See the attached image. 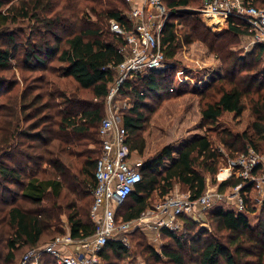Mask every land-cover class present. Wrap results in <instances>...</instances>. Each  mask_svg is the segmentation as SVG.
I'll return each instance as SVG.
<instances>
[{
	"label": "trees",
	"instance_id": "1",
	"mask_svg": "<svg viewBox=\"0 0 264 264\" xmlns=\"http://www.w3.org/2000/svg\"><path fill=\"white\" fill-rule=\"evenodd\" d=\"M194 1L162 0L170 15L161 43L172 65L129 77L119 89L118 98H129L131 103L123 111L128 146L143 153L142 128L147 111L155 107L150 102L158 104L175 94L173 59L180 49L198 41L221 61L223 72L200 94L202 120L216 123L226 112L239 117L249 106L253 119L248 127L237 134L224 129L218 140L231 152L249 148L261 152L264 74L258 63L264 44L255 46L249 60L239 59L227 36L250 35L247 24L230 16L210 20L193 11L178 12ZM249 1L264 8V0ZM127 7L124 0H0V72H21V82L0 76V264H14L21 251L45 245L67 229L74 239L91 237L95 231L90 209L100 149L96 156L91 146L101 145L106 97L117 77L116 67L126 57L127 43L111 29V21L129 30ZM23 21L28 23L27 36L24 30L11 28ZM54 58L58 65L46 67ZM37 71L41 73L24 75ZM85 91L89 96L83 95ZM172 153L171 147H164L140 165L141 181L116 208V220H138L152 193L158 190L164 197L175 181L193 198L204 194L205 175L196 166L214 175L220 157L208 134L185 144L157 174L158 163ZM240 182L231 177L218 190ZM252 192L250 183L241 189L242 195L246 193L245 212L222 208L208 212L211 229H196L195 221L181 215L188 232L178 235L163 227L159 236L168 241L159 251L147 243L141 226L125 235L136 241L139 255L144 256L142 264H264V201L256 223L251 224L248 214L257 208ZM128 252L121 239L111 238L101 251L102 264H122ZM22 255L15 264H20ZM38 264H55V260L42 253Z\"/></svg>",
	"mask_w": 264,
	"mask_h": 264
},
{
	"label": "built area",
	"instance_id": "2",
	"mask_svg": "<svg viewBox=\"0 0 264 264\" xmlns=\"http://www.w3.org/2000/svg\"><path fill=\"white\" fill-rule=\"evenodd\" d=\"M127 4V19L131 22L129 30L111 21L114 32L125 39L126 57L117 65V77L109 89L105 103V115L99 128L101 140L100 154L96 160L92 188L93 202L90 216L95 224L91 237L74 239L68 229L63 235L54 237L40 247L27 250L21 257L20 264H38L42 253L51 255L55 264H102L101 251L111 238H119L126 245L125 233L132 227L145 223L153 229L161 227L175 229L179 217L192 211L196 206L199 211L207 212L213 206L212 196L204 193L193 198L190 193H170L158 203L154 210L144 212L136 221H118L115 211L141 181L140 163L132 160V151L128 146V133L123 125V111L126 109L123 99L118 98L120 87L129 77L142 76L148 71H163L171 65L166 60L164 46L161 43L162 29L169 18L162 0H124ZM155 9L156 12L150 11ZM193 11L202 15L235 17L248 26L250 35H255L256 44H264V8H258L249 0H201L194 9L179 8L178 12ZM254 43V44H255ZM237 177L241 182L232 187L230 199L236 212H245L246 203L241 189L252 184L257 194V202L264 201V155L249 148L234 159H228L224 168L217 175L220 183ZM218 197L220 194L218 193Z\"/></svg>",
	"mask_w": 264,
	"mask_h": 264
},
{
	"label": "rangeland",
	"instance_id": "3",
	"mask_svg": "<svg viewBox=\"0 0 264 264\" xmlns=\"http://www.w3.org/2000/svg\"><path fill=\"white\" fill-rule=\"evenodd\" d=\"M196 1V2H195ZM190 8L194 9L200 5L201 0H195ZM153 13L156 12L155 9H151ZM124 13H127V8L124 9ZM217 16H207L204 15V19L216 20ZM210 25V24H209ZM28 23L23 21L22 24H15L11 28H20L23 31V35L27 36L29 31L27 29ZM26 27V28H25ZM111 27V26H110ZM112 29V28H111ZM213 31H218L211 26ZM230 42V49L233 50L241 60H249L251 53L255 51V46L257 45L254 41L256 40L255 35H233L227 36ZM22 38V36L20 37ZM255 43V44H254ZM173 62L177 66L175 74V94L169 99L164 100L155 105L152 112L147 111L148 120L144 127L142 128V135L145 139V149L143 153H139L137 150H132V160L137 161L142 165L145 161L152 160L156 155H158L164 147H171L173 150L172 157H164L160 163L157 165V174H161L168 165L178 156L180 149L187 144L189 141L196 137L207 135L212 141L214 149L220 154L219 161L217 163V171L214 175L208 174L204 171L203 167L198 164L196 169L199 172H203L205 175L206 188L204 193L212 196L213 206L206 212H200L199 207L196 206L192 211H189L185 216L190 217L195 221L196 229L206 228L211 229L208 220V212L213 211L218 208L223 210L233 209L234 200L230 199V193L232 187L227 186L223 192H219V182L217 181L218 172L225 167L228 159H234L244 152V149L233 150L231 152L226 146L221 144L218 140L219 133L226 129L234 134L242 133L248 125L252 122V115L249 106L244 110L241 116L236 117L233 113H224L216 123L205 122L201 118L200 113V94L205 90L207 84H209L213 79L218 78L223 75L221 70V61L216 57V55L210 52L202 43L195 41L186 47L180 49ZM49 67L51 65H58V61L54 58L48 61ZM170 65L172 63L169 62ZM259 72L264 74V54L260 58L258 63ZM41 73L37 72H24L25 76H33ZM0 76L6 77L8 80L17 78L20 81L21 72L18 69H12L10 71L0 72ZM264 79V78H263ZM19 87L14 88L20 89ZM83 95L89 96L87 91L83 92ZM125 103L126 109L131 107L129 98H124L121 105ZM151 108V107H150ZM125 109V110H126ZM105 112V111H104ZM100 143L91 146L97 150L96 156L98 155L100 149ZM261 152L256 151L260 155H264V143L261 146ZM253 149V148H251ZM188 193L186 188L179 184L178 182L173 183L172 189L163 197L160 196V192L155 190L150 197L149 206L146 211L154 210L159 202L163 201L165 197L170 193ZM218 193L220 197H218ZM251 198L256 202L257 208L254 213L248 214V219L251 224H255L260 213V204L257 202L258 196L255 192L251 193ZM122 210L119 211L121 213ZM145 211V212H146ZM63 219V218H62ZM120 221V219H117ZM151 217H147L142 223L141 232H144L146 241L149 245L155 248V250H160L161 246L165 245L168 240L161 239L159 236V230L153 229L147 226L145 223H150ZM65 223V222H64ZM178 227L171 229L178 235L188 232L182 219L179 218ZM139 234V233H138ZM127 236V235H126ZM134 239V238H133ZM126 245L129 247L128 258L122 261V264H142L144 263L143 258L139 255V247H136V241H132V237L126 239ZM24 250L17 255L16 262L18 258L23 254ZM14 262V264L16 263ZM102 262V259H101Z\"/></svg>",
	"mask_w": 264,
	"mask_h": 264
},
{
	"label": "crops",
	"instance_id": "4",
	"mask_svg": "<svg viewBox=\"0 0 264 264\" xmlns=\"http://www.w3.org/2000/svg\"><path fill=\"white\" fill-rule=\"evenodd\" d=\"M257 207V206H256ZM233 210V209H232ZM64 222H66V218L65 217H63V219H62Z\"/></svg>",
	"mask_w": 264,
	"mask_h": 264
}]
</instances>
